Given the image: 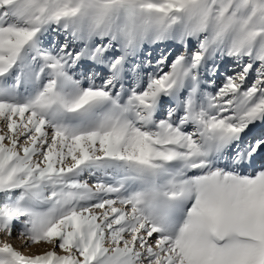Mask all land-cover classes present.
<instances>
[{"label": "snow or ice", "instance_id": "1", "mask_svg": "<svg viewBox=\"0 0 264 264\" xmlns=\"http://www.w3.org/2000/svg\"><path fill=\"white\" fill-rule=\"evenodd\" d=\"M0 264H264V0H0Z\"/></svg>", "mask_w": 264, "mask_h": 264}, {"label": "rangeland", "instance_id": "2", "mask_svg": "<svg viewBox=\"0 0 264 264\" xmlns=\"http://www.w3.org/2000/svg\"><path fill=\"white\" fill-rule=\"evenodd\" d=\"M161 47H163V46H161ZM161 49L160 48H157V51H156V55H158L159 54V51H160ZM222 78V77H221ZM218 83H219V80L217 81ZM14 245H16V246H19V241H16V240H13V241H11ZM38 249H36V248H32V249H28V250H23L24 251V254H29L30 252H32V251H37Z\"/></svg>", "mask_w": 264, "mask_h": 264}]
</instances>
